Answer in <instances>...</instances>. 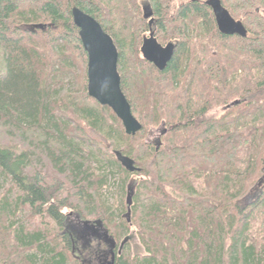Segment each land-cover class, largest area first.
<instances>
[{
    "label": "trees",
    "instance_id": "trees-1",
    "mask_svg": "<svg viewBox=\"0 0 264 264\" xmlns=\"http://www.w3.org/2000/svg\"><path fill=\"white\" fill-rule=\"evenodd\" d=\"M220 2L244 38L222 35L206 0H0V176L16 191L0 198V264H106L111 251L114 264H264V0ZM143 6L158 43L175 45L162 71L140 52ZM73 7L116 46L135 136L87 94ZM152 129L157 141L143 142ZM116 173L125 202L115 208ZM23 210L25 226L14 221ZM83 223H100L115 248L88 241L85 260ZM132 229L143 256L123 253Z\"/></svg>",
    "mask_w": 264,
    "mask_h": 264
},
{
    "label": "water",
    "instance_id": "water-1",
    "mask_svg": "<svg viewBox=\"0 0 264 264\" xmlns=\"http://www.w3.org/2000/svg\"><path fill=\"white\" fill-rule=\"evenodd\" d=\"M206 4L210 8L217 29L222 35L239 36L241 38L246 36V30L242 23L235 21L230 16L229 12L221 5L220 0H206ZM142 13L143 18L149 20V33L147 37L143 38L140 48L142 58L159 71H162L170 61L174 53L175 45L173 43H168L165 46L159 44L154 33L151 31V25L153 23L151 10L143 6ZM71 17L73 24L78 29L81 45L87 55L86 89L88 96L99 105L106 106L112 110L116 118L121 122L124 133L127 136H135L142 129V126L133 116L130 105L121 90L120 76L117 71L118 52L112 38L104 32L94 18L79 8L73 7L71 9ZM45 27V25L37 24L29 27V29L44 30ZM233 104H237V102ZM165 132L166 130L162 134H165ZM157 143L159 144V141ZM114 156L126 172L133 174L140 171L136 167L135 161L123 155L120 151H114ZM132 195L133 189L129 187L126 197L127 212L125 214L127 222H130ZM82 229L81 232L88 234L91 231L93 235L99 230L111 250L115 248L114 241L109 237L107 231L100 223H83ZM120 251L119 248L117 253L119 254ZM114 260L115 254L112 253L108 264H114Z\"/></svg>",
    "mask_w": 264,
    "mask_h": 264
},
{
    "label": "rangeland",
    "instance_id": "rangeland-1",
    "mask_svg": "<svg viewBox=\"0 0 264 264\" xmlns=\"http://www.w3.org/2000/svg\"><path fill=\"white\" fill-rule=\"evenodd\" d=\"M140 2L142 3L144 1H140ZM145 36L146 37L148 36V32L144 34V37ZM73 78H74L73 74H71V73H67L63 76L60 75L58 77V79L62 82V85H63L61 87L65 90L74 88L75 84H73V81H72ZM222 112H223V108L219 107V108L213 109L210 113V116L211 117H218L222 114ZM157 139H158V132L156 129H152V132L149 133V135L143 139V142H149V143L153 144L157 141ZM118 178H119V176L117 173L111 177L109 194L107 196L109 204L115 208L117 206L120 207L121 204H124V202H125V198L122 197L120 190H119L120 182H119ZM132 180H137V177L135 175L129 176L127 184ZM9 187H11L9 180L6 179L5 177L0 176V198L4 195V193H6L9 190ZM8 194H9L10 199H14L16 191L12 188L11 193H8ZM125 213H126V211H125ZM27 216H28V212L26 210H23L22 213H19L18 216L14 217V221L17 223L22 222L23 225L25 226L28 223ZM81 230H83L82 226H81V228L79 227L80 232H81ZM81 233L86 235L84 237L87 238V240H89V242H90L89 245L92 243L94 244V245L92 244L91 246H89L91 249L93 248L95 250V248H96L95 242L98 241L99 243H101L102 246H104L106 248L107 251H109V247H108L109 244L105 241L102 233L99 230L96 231L94 235H93V232H91V231H89L88 234H86L84 232H81ZM88 235H90L89 238L87 237ZM84 242L85 241L81 240L79 243L81 245L80 254L82 255V257L85 260L90 261V258L88 257L90 253L88 250L86 251V245H88V244L85 245ZM123 242H124L123 253L126 256L133 257L136 255H140V256L144 255L142 247H141L139 241L137 240L136 236L133 233V229L131 232L126 234L125 238L123 239ZM110 257H111V255L109 253L107 258H106V261H105L106 264H108L110 262V259H111ZM90 264H93V262L90 261Z\"/></svg>",
    "mask_w": 264,
    "mask_h": 264
},
{
    "label": "flooded vegetation",
    "instance_id": "flooded-vegetation-1",
    "mask_svg": "<svg viewBox=\"0 0 264 264\" xmlns=\"http://www.w3.org/2000/svg\"><path fill=\"white\" fill-rule=\"evenodd\" d=\"M84 236H86V235H85V234L81 235V239L85 241L84 243H85V245H86V244H88V241H89V240H87V238H85ZM87 237L89 238L90 235H88ZM79 238H80V237H79ZM83 246H84V245H83ZM111 254H112V251H111ZM76 258H78V257H76Z\"/></svg>",
    "mask_w": 264,
    "mask_h": 264
},
{
    "label": "bare ground",
    "instance_id": "bare-ground-1",
    "mask_svg": "<svg viewBox=\"0 0 264 264\" xmlns=\"http://www.w3.org/2000/svg\"><path fill=\"white\" fill-rule=\"evenodd\" d=\"M21 25V24H20Z\"/></svg>",
    "mask_w": 264,
    "mask_h": 264
}]
</instances>
